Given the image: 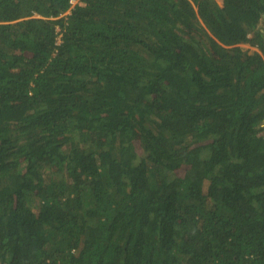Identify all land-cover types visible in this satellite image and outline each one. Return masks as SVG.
I'll list each match as a JSON object with an SVG mask.
<instances>
[{"label": "trees", "instance_id": "16d2710c", "mask_svg": "<svg viewBox=\"0 0 264 264\" xmlns=\"http://www.w3.org/2000/svg\"><path fill=\"white\" fill-rule=\"evenodd\" d=\"M263 18L0 0V264H264Z\"/></svg>", "mask_w": 264, "mask_h": 264}, {"label": "rangeland", "instance_id": "374dc122", "mask_svg": "<svg viewBox=\"0 0 264 264\" xmlns=\"http://www.w3.org/2000/svg\"><path fill=\"white\" fill-rule=\"evenodd\" d=\"M260 26L264 28V18L262 19V22L260 23ZM247 47H251V49H256V47L250 46L249 44H245Z\"/></svg>", "mask_w": 264, "mask_h": 264}, {"label": "built area", "instance_id": "2783aa9c", "mask_svg": "<svg viewBox=\"0 0 264 264\" xmlns=\"http://www.w3.org/2000/svg\"><path fill=\"white\" fill-rule=\"evenodd\" d=\"M77 2V0H72V3L74 4V3H76Z\"/></svg>", "mask_w": 264, "mask_h": 264}]
</instances>
